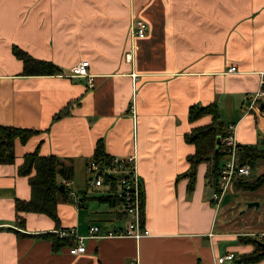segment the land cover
I'll use <instances>...</instances> for the list:
<instances>
[{
  "label": "crops",
  "instance_id": "obj_1",
  "mask_svg": "<svg viewBox=\"0 0 264 264\" xmlns=\"http://www.w3.org/2000/svg\"><path fill=\"white\" fill-rule=\"evenodd\" d=\"M134 17L148 23L145 36L135 40ZM13 44L62 72L21 75ZM83 59L92 84L70 74ZM263 80L264 0H0V123L40 130L24 144L16 138L14 160L0 162V227L31 234L75 226L86 235L90 224L101 231L124 226L117 204L106 201L101 208L103 201L90 197V187L84 193L76 177L102 139L107 155L135 149L148 229L139 238L88 237L83 252L70 254L68 246L52 251L47 238L2 228L0 264H217L215 257L234 252L218 263L232 264L236 252L251 251L252 243L240 240L248 233L217 220L205 163L198 164L189 192L187 178L177 176L194 149L183 134L210 119L189 121L190 104L215 100L225 124L235 123L239 145L263 144L264 96L260 111L249 106ZM70 101V114L52 121ZM35 148L69 159L74 173L65 183L76 188H69L73 202L57 205V225L45 213L20 211L23 229L14 202L29 198L30 184L17 166ZM92 199L98 207L88 204Z\"/></svg>",
  "mask_w": 264,
  "mask_h": 264
},
{
  "label": "trees",
  "instance_id": "obj_2",
  "mask_svg": "<svg viewBox=\"0 0 264 264\" xmlns=\"http://www.w3.org/2000/svg\"><path fill=\"white\" fill-rule=\"evenodd\" d=\"M11 50L22 61L21 75L55 74L62 72V68L57 64L50 60L36 58L16 44L12 45ZM261 88L264 89V80ZM70 106L71 101L58 109L51 117V120L55 121L62 116L69 115L71 112ZM203 115L210 116L208 122L195 125L183 134L185 142L191 143L194 147L193 152L186 155V161L189 165L187 170L177 176L187 178V192L191 191L194 186L195 172L198 164L201 162H204L206 165L204 171L206 183L211 189H216L219 170L225 158V152L222 150L221 145L218 144L216 148L215 145L216 135H222L228 124H225L220 119L219 107L215 100L207 104L194 103L188 106L187 118L189 121H194ZM39 132V129L32 127L24 128L0 123V162L7 163L14 160V140L16 138L24 144L30 136ZM262 142V145L238 144L237 162L239 164H249L251 169L259 165L260 161L264 162V140ZM102 144V139H98L92 153L93 156L100 157V155L105 154L102 150ZM68 161L70 160H66L59 155H40L37 148L23 154V161L17 166V170L20 174L27 176V182L30 184V196L28 199L15 197L14 210L17 216L16 223L19 227H24V218L18 213L20 211L45 213L52 218L56 225L59 223L57 205L59 202H73V197L69 191L70 189L65 183V180L72 179L74 173L72 164ZM61 183L64 184V189L59 186ZM234 186L244 190L262 187L264 192V170L259 172L253 180L247 177L235 180ZM88 187L101 191V189L92 186H86V189ZM85 191L83 192L85 193ZM90 197L95 198L99 202L107 201L111 205H116L119 201L117 196H109L102 192ZM2 228L13 230L16 236L33 235L43 239L47 238L51 241L52 251H57L63 246H70L75 242V240L73 241V239L67 237H58L55 231L52 230L29 234L18 228ZM2 228L0 227V229ZM240 240L246 244L247 242L252 243L253 248L251 251L239 253L235 258L236 263L247 264L258 262L264 257V253L261 252L256 238L246 234L241 235Z\"/></svg>",
  "mask_w": 264,
  "mask_h": 264
},
{
  "label": "built area",
  "instance_id": "obj_3",
  "mask_svg": "<svg viewBox=\"0 0 264 264\" xmlns=\"http://www.w3.org/2000/svg\"><path fill=\"white\" fill-rule=\"evenodd\" d=\"M130 38H141L145 36L148 23L143 18L134 17L130 21ZM134 48V45L132 46ZM132 53L128 51L126 58L131 60ZM88 59H83L72 64L70 74L78 77H86L87 82L92 84V76L88 69ZM234 71L235 67L228 68ZM264 96L263 89H257L250 100L249 106L260 111L259 98ZM235 126L229 124L226 131L219 135V143L222 150L225 152L222 166L218 174V183L216 189H211L210 199L214 208L217 210L225 191L230 184L239 178H245L251 168L249 164H239L238 158V143L234 134ZM137 153L133 149L129 154L121 155H100V157L91 156L86 159L84 168L87 174L86 183L97 189H101L102 193L109 196H117V210L124 220V226L117 225L110 229L102 230L97 224H90L86 235L76 233V227H61L55 231L58 237H67L75 240L74 244L68 246V253L75 254L85 250V240L88 237H103L126 235L129 237L139 238L148 234V229L142 224V195L141 181L136 167ZM68 185V184H67ZM256 240L264 242V231L256 234ZM234 252H228L215 257V262L218 264L224 260H232ZM131 264H137L132 261Z\"/></svg>",
  "mask_w": 264,
  "mask_h": 264
},
{
  "label": "rangeland",
  "instance_id": "obj_4",
  "mask_svg": "<svg viewBox=\"0 0 264 264\" xmlns=\"http://www.w3.org/2000/svg\"><path fill=\"white\" fill-rule=\"evenodd\" d=\"M220 119L224 123H226L225 118H223V116ZM233 126H235V123H233ZM260 162L263 164L261 165ZM260 162L259 165L251 169L250 173L245 177L249 178L250 180L255 179L259 172L264 170V162ZM76 177L78 182L81 183V186L79 185V188L84 190L88 185V183H86L87 174L85 172V169H83L82 167L78 168V171L76 170ZM75 185L76 184H73L69 188L73 187L75 189ZM89 189L90 193L95 195L100 194L102 192L98 190H93L91 187ZM223 198L224 199L222 200V203H220L219 207H217L219 208L217 210L218 213L216 214L217 220H223L222 218H224L225 220H228L230 222L229 226L231 228L236 227L238 229H241L243 232L248 233V235L254 238H256V234L260 233L261 231H264V192L262 187H259L258 189L244 190L236 188L233 184H230L228 189L225 191ZM250 202L252 204H249ZM91 203L95 204L98 207L97 201L93 199L89 200L88 204ZM100 204L101 208H107V205L104 202ZM119 223L124 224V220L120 219ZM238 254L239 253L236 252V255ZM261 259H264V257H262ZM260 261L253 262L252 264H257ZM233 263L236 262L233 261L232 264Z\"/></svg>",
  "mask_w": 264,
  "mask_h": 264
},
{
  "label": "water",
  "instance_id": "obj_5",
  "mask_svg": "<svg viewBox=\"0 0 264 264\" xmlns=\"http://www.w3.org/2000/svg\"><path fill=\"white\" fill-rule=\"evenodd\" d=\"M262 105H263V103L261 102V103H260V106L262 107ZM219 139H220V136H219V134H217V135H216V145H215V148L218 146ZM59 186H60L62 189H64V184L61 183V184H59ZM249 204H252V203L250 202ZM257 244H258V246L260 247L261 252L264 253V242H263V241L260 242V241L257 240Z\"/></svg>",
  "mask_w": 264,
  "mask_h": 264
}]
</instances>
